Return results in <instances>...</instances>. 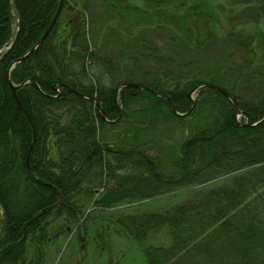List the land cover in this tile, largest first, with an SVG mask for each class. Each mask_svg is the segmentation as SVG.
<instances>
[{"label":"trees","instance_id":"16d2710c","mask_svg":"<svg viewBox=\"0 0 264 264\" xmlns=\"http://www.w3.org/2000/svg\"><path fill=\"white\" fill-rule=\"evenodd\" d=\"M145 1L155 11L104 1L110 19L119 18L122 25L131 20L132 27L139 28L135 40L126 45L132 55L125 63L113 56L112 27L101 43L91 35L86 5L84 13L62 25L60 15L43 45L11 72L16 85L29 80L17 90L23 111L8 69L40 40L60 0H0V50L10 45L17 30L12 2L20 18L14 46L0 55V201L8 217L5 233H19L16 227L34 219L27 225V233H32L33 225L55 210L56 215L69 214L76 220L69 203L74 195L88 193L96 181L105 189L96 205L105 208L126 199L153 197L164 186L227 176L221 185L172 212L130 215L123 224L136 240L151 230H170L171 245L144 249L148 264H264V122L243 125L264 118V33L238 32L222 38L206 17L190 11L186 0H179L174 10L166 7L177 0ZM66 6L67 0L63 9ZM197 20L200 26H195ZM164 32L168 39H162ZM128 82L151 90L124 87ZM204 84L224 89L238 106L210 87L198 89L193 106L190 95ZM82 95L96 96L104 116L119 120L104 121L95 101ZM171 100L179 112L189 114L175 116ZM129 107L134 109L128 112ZM238 109L243 113L240 120ZM189 118L184 141L165 151L170 159L157 160L148 153L151 141H145V135L156 133L162 123L183 128ZM110 134L116 137L107 140ZM128 165L150 175L118 174ZM20 185L30 197L18 196ZM12 241L5 237L1 246Z\"/></svg>","mask_w":264,"mask_h":264},{"label":"rangeland","instance_id":"374dc122","mask_svg":"<svg viewBox=\"0 0 264 264\" xmlns=\"http://www.w3.org/2000/svg\"><path fill=\"white\" fill-rule=\"evenodd\" d=\"M104 1H107L110 5H122L125 2L146 11H155V8L152 9L153 7L147 4L145 0H67V6L63 9L64 12H61L62 16L59 24L62 25L67 21L75 19L80 13H84L86 5L85 14L88 19V29L91 35L101 43L109 28L112 27L115 30L112 32L113 38L110 36L112 43H115V45L112 44L114 49L112 53L113 56H116L123 63L124 59H131L130 55L132 54L126 51L125 48L129 44V41L135 40L134 38L137 32H139V28L137 27L136 30V27H132L131 20L124 22V25H122L119 18L110 19L109 15L111 13L109 14L106 11L107 6ZM186 1L188 8H190L193 14L200 13L199 16L201 18H207L209 26L219 37L224 38L231 33L238 32L253 36L257 33H264V0H201V5L197 6H194L195 0ZM174 3L167 6L166 9H176L179 6V0ZM11 5L17 21V30L10 45L4 47L6 51L14 46L20 32V18L13 2ZM194 19L193 17L188 21L189 26L193 24ZM140 21L141 23L146 22L145 19H140ZM200 23L197 20L195 26H200ZM131 27L132 29H130ZM162 35H164L162 39H168L169 33L164 32ZM119 36H122L124 39L121 40L118 38ZM160 45H163L161 40ZM4 48L0 50V55L4 52ZM119 50H123V54ZM198 89L200 88L194 89L190 95L192 102L199 96ZM149 90L151 89L149 88ZM120 91L121 88H118L119 93ZM133 109L127 108L128 112H131ZM242 115V110L238 109L237 118L239 120ZM118 120H113L111 123H115ZM184 122L183 128L176 126L175 122L162 123L159 124L160 129L156 133H151L148 136L145 135L144 140L151 141L148 153L157 160L170 159L166 157L165 151H171L172 147L175 148V146H179L184 141L182 135L188 132L187 129L191 119L189 118ZM245 124L251 123L245 122L243 125L245 126ZM167 128L169 129L168 131L166 130ZM104 133L105 131L101 133V138H104ZM115 137V135L110 134L107 136V140ZM147 172L142 167L135 168L134 165H128L125 169L118 171V174L140 175L141 173L142 175L149 176L150 174ZM226 177H217L205 183L183 187L164 186L160 189V194L153 197L126 199L123 202L105 208L96 205V201L104 195L105 190L100 187V182L96 181L91 185L93 188L88 193L84 192L74 195L73 202L69 203L75 207L74 214H77L76 220L74 217L69 216V214L61 213L60 215H56L57 213L59 214L56 210L53 212V215L51 214L52 217L47 214L48 217L46 219H48L49 225L46 227V233L51 240L48 239V241L45 240L44 242L41 240L28 241L26 248H22L25 250V255L20 257V264H148L144 249L151 246L171 245V232L168 228L155 229L148 232L144 238L136 240L126 231L123 224L125 217L145 214L164 215L172 212L179 205L199 199L200 196H203L212 187L221 185L224 181H227ZM106 180L110 186L115 184L108 174ZM22 182L23 179L19 180L20 184ZM22 187L20 185L18 196L20 195L23 199L30 197L26 193V189ZM22 205L24 206V203ZM3 210L5 211V208L1 203V220V212ZM1 220L0 223H2ZM81 235L85 237L84 243L80 242ZM38 244L42 246L44 258H41L42 255L39 256L40 252H37ZM82 244L85 246L83 251L81 250Z\"/></svg>","mask_w":264,"mask_h":264},{"label":"water","instance_id":"95a60500","mask_svg":"<svg viewBox=\"0 0 264 264\" xmlns=\"http://www.w3.org/2000/svg\"><path fill=\"white\" fill-rule=\"evenodd\" d=\"M64 2L65 0H60L59 2V5H58V8H57V11L54 15V17L52 18L49 26L47 27V29L45 30V32L43 33L42 37L40 38V40L38 41V43L32 47L23 57H21L20 59L14 61L12 63V65L9 67V70H8V80H9V83L12 87V90L14 92V97L16 99V102L19 106V108L21 110L24 111L20 101H19V98H18V95H17V90L20 88V87H23L24 85H26L29 81H25L23 82L21 85H16L14 84L12 81H11V78H10V75H11V72L12 70L16 67L17 64H20L24 61L27 60L28 57H30L34 52H36L42 45L43 43L45 42V40L47 39L48 35L51 33V31L53 30V28L55 27L60 15H61V12H62V9H63V6H64ZM14 44V43H13ZM124 87H127V86H133V87H138V88H141L143 90H149V88H147L146 86H143V85H139V84H136V83H126L123 85ZM202 87H210V88H214L218 91H220L221 93H223L235 106H237V102L236 100L230 95L228 94L226 91H224L222 88L220 87H217V86H213V85H209V84H204V85H201L199 86L198 88H202ZM158 96L160 97H163L165 99H170L169 96L167 95H163V94H157ZM83 97L87 98V99H94V101L97 103L98 106H100V103L98 102V100L96 99V97H92V96H89V95H82ZM193 106H195V102H193ZM170 107H171V110L173 112L174 115L178 116V117H185L187 116L189 113H180L177 109H176V106H175V103L171 100L170 101ZM100 112L102 114V117L107 120L103 114V110L102 108L100 107ZM121 113V112H120ZM239 113H241V111H239ZM264 122V118L255 123V124H245V126H250V127H253V126H258L259 124L263 123ZM63 200V197H61V200L60 202H62ZM0 207H1V203H0ZM2 224H1V227H0V241L3 237V234L5 232V228L8 224V217L6 215V212L3 210L2 212Z\"/></svg>","mask_w":264,"mask_h":264},{"label":"flooded vegetation","instance_id":"af4514ba","mask_svg":"<svg viewBox=\"0 0 264 264\" xmlns=\"http://www.w3.org/2000/svg\"><path fill=\"white\" fill-rule=\"evenodd\" d=\"M45 211V209H44ZM6 212V211H5ZM34 221V219H29L25 222H22V227H16L15 231H19V233H13V234H7L4 232L3 237L0 241V264H20L21 263V256H24L25 253L22 248H26L27 242L28 241H45L50 239L48 237L46 231H47V226L49 225L48 219L44 218L42 220H39L37 224L33 225L32 227V233H27V225ZM2 224V223H1ZM1 227V225H0ZM8 227V224L6 228ZM5 228V231H6ZM5 237H9L10 239H13L12 243L6 246H1L2 240ZM80 242L84 243L85 242V237L82 235L80 236ZM40 244H38V249L37 252H40L39 256L42 255L41 258H44V251L41 248ZM85 249L84 244L81 245V250L83 251ZM24 253V254H23Z\"/></svg>","mask_w":264,"mask_h":264},{"label":"bare ground","instance_id":"6f19581e","mask_svg":"<svg viewBox=\"0 0 264 264\" xmlns=\"http://www.w3.org/2000/svg\"><path fill=\"white\" fill-rule=\"evenodd\" d=\"M50 24V23H49ZM49 26V25H48ZM47 29V28H46ZM4 51H6V48H4ZM198 88V87H197ZM223 94V93H222ZM224 95V94H223ZM90 96V95H89ZM225 96V95H224ZM92 97H96V96H92ZM226 97V96H225ZM96 99H97V97H96ZM93 101H94V99H92ZM98 100V99H97ZM99 102V101H98ZM193 102H195V101H193ZM96 103V102H95ZM97 104V103H96ZM99 107V110H100V107L101 106H98ZM102 108V107H101ZM121 110V109H120ZM121 112H122V110H121ZM176 116V115H175ZM103 118V117H102ZM106 118V117H105ZM104 119V118H103ZM107 119V118H106ZM104 121H106L107 123H111V120H109V119H107V120H105L104 119Z\"/></svg>","mask_w":264,"mask_h":264}]
</instances>
